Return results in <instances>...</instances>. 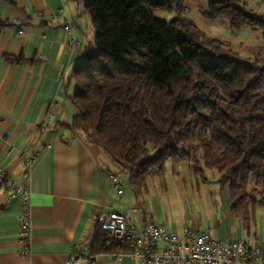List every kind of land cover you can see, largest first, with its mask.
Masks as SVG:
<instances>
[{"label":"trees","instance_id":"16d2710c","mask_svg":"<svg viewBox=\"0 0 264 264\" xmlns=\"http://www.w3.org/2000/svg\"><path fill=\"white\" fill-rule=\"evenodd\" d=\"M185 1L84 0L94 56L70 76L78 115L63 125L125 171L136 195L168 161L215 171L233 218L248 230L261 215L264 233V52L244 58L210 37L183 15ZM207 1L200 18L264 40V16L248 10L252 0ZM130 252L95 226L89 255Z\"/></svg>","mask_w":264,"mask_h":264},{"label":"crops","instance_id":"0c3cea01","mask_svg":"<svg viewBox=\"0 0 264 264\" xmlns=\"http://www.w3.org/2000/svg\"><path fill=\"white\" fill-rule=\"evenodd\" d=\"M15 2L16 5H11L0 0V162L8 177L21 184L26 163L31 162L27 186L32 238L30 255L22 258L18 238L20 204L6 202L0 190V264H64L71 256L88 257L86 248L94 238L95 217L110 212L124 214L138 227L148 221L157 223L175 232L180 241L185 240L183 229L189 228L206 231L212 239L250 240L259 236L264 246L261 215L255 226L245 230L233 218L228 194L220 193L218 184L215 196L210 193L205 198L206 214L192 215L185 204L187 211L181 224L172 213L165 182L148 184V178L140 195L131 188L128 194L122 188L128 182L127 174L120 179L121 173L126 172L82 133L63 125L78 115L68 99L75 92V82L70 76L94 56V31L84 0ZM207 5V0L184 3L189 11L186 17L212 37L227 23L200 18L198 10ZM248 10L264 16V0H252ZM68 23L75 45L68 44L69 34L64 30ZM248 37L253 42H240L236 36L219 40L234 50L242 47L250 55L264 51L262 36L259 43L255 32ZM5 56L18 60L8 62ZM110 173L120 179L121 194L110 182ZM201 183L205 186L207 181ZM157 185L165 193L163 198L156 193ZM196 185L200 186L198 180ZM94 260L93 264H137L127 256L117 259L110 254H100Z\"/></svg>","mask_w":264,"mask_h":264},{"label":"built area","instance_id":"2783aa9c","mask_svg":"<svg viewBox=\"0 0 264 264\" xmlns=\"http://www.w3.org/2000/svg\"><path fill=\"white\" fill-rule=\"evenodd\" d=\"M69 34L68 44L75 45L70 23L64 26ZM23 34L22 30L18 31ZM31 162L26 163L22 174L23 184L11 180L0 162V190L6 202L18 201V238L21 244L19 255L27 258L30 255L32 238V216L30 210V193L28 178ZM112 185L121 194V181L115 174H108ZM95 226L107 232L115 242L127 243L131 252L126 255L113 254L115 258L127 256L137 264H264V246L259 236L250 240L212 239L208 232L192 231L184 228L185 240L180 241L177 234L167 231L163 226L148 221L142 226H135L120 212L99 213L95 217ZM91 246V245H90ZM88 246L86 249H90ZM161 246V248L159 247ZM95 256L81 255L69 257L64 264L88 262L93 264Z\"/></svg>","mask_w":264,"mask_h":264},{"label":"rangeland","instance_id":"374dc122","mask_svg":"<svg viewBox=\"0 0 264 264\" xmlns=\"http://www.w3.org/2000/svg\"><path fill=\"white\" fill-rule=\"evenodd\" d=\"M183 14L187 16L189 14L188 9L185 8ZM194 14L196 15L195 12ZM155 16L159 19L169 21L174 17V13L169 14L167 12H157ZM221 21L225 22L224 20ZM250 32L251 31L249 29H242L239 33H234L230 31L227 26H222L219 27L218 31L212 34V37H215L217 39H229L233 36H236L240 42L248 43V41H252L251 38L248 37V34H252V32ZM256 36L257 38H259L258 43L261 42V35L256 33ZM252 39H255V37H253ZM235 51L240 56L245 58L252 56L248 54V50L242 47L235 49ZM182 162L184 163L183 165ZM182 162L180 160L174 167L172 161H168L165 164L163 173L154 171L148 179V184H150V182L152 181H157L156 183L158 184H160L162 181L166 183L168 191L167 196L169 204L171 205L172 213L173 215H175L177 222H179L180 224L182 220L185 219L184 215L187 211L185 204H187L192 215H196L198 212L202 215L206 214L205 198H207L210 193L212 196H215L218 179V175L215 171L204 169L203 174L196 173L195 171L188 169V164L186 162ZM125 176L126 173H121L120 179L124 178ZM196 180L200 182V186L196 185ZM202 181H207V184L203 186L201 183ZM122 188L126 192H128V194H131V191H129L130 187L128 185V182L123 183ZM156 193L161 198H163L165 195L164 191L159 190L158 185Z\"/></svg>","mask_w":264,"mask_h":264}]
</instances>
